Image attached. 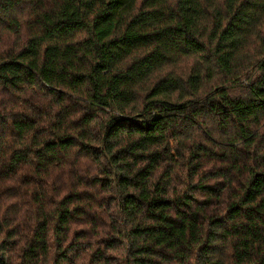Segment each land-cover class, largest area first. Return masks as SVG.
Listing matches in <instances>:
<instances>
[{"label":"clouds","instance_id":"9594fccd","mask_svg":"<svg viewBox=\"0 0 264 264\" xmlns=\"http://www.w3.org/2000/svg\"><path fill=\"white\" fill-rule=\"evenodd\" d=\"M108 3L81 28L54 0H0V264H264V225L248 235L264 194L247 198L264 174V0H163L159 27L183 36L131 103L93 86L132 61L102 64L120 35H97ZM50 48L74 49L63 80L43 74Z\"/></svg>","mask_w":264,"mask_h":264},{"label":"trees","instance_id":"16d2710c","mask_svg":"<svg viewBox=\"0 0 264 264\" xmlns=\"http://www.w3.org/2000/svg\"><path fill=\"white\" fill-rule=\"evenodd\" d=\"M188 2L191 3V0ZM54 3L60 9L61 23L79 24L83 28L86 26L87 15L94 10L97 3L103 5L104 0H54ZM162 3L163 0H141L139 11L134 13L136 0H123V3L109 0L105 7L110 8L111 12L98 14V18L102 16L100 25L103 27V30L100 27L97 28L99 38H103L113 31L120 33L111 42L110 48L101 50L102 64L110 69L126 58L131 57L132 61L125 74L113 76L111 81L106 84H101L94 79L93 86L97 89V97L100 95L101 88H105L107 90L105 100L115 98L121 103H131L134 99L131 89L161 65L164 62V57H170L177 51V42L183 36V29L159 27L168 24L175 18L162 8L157 7ZM257 10L264 9L257 7ZM188 13L196 15L194 9H188ZM127 16H131V19H128ZM45 20L51 22L49 17H45ZM48 35L55 38L54 31L49 32ZM226 35L228 33L222 34V36ZM73 53L74 49L71 48L66 49L63 54L57 48L46 49L43 55L45 78L53 81L63 80L60 71L64 69L58 71L57 61L60 58L67 59ZM82 82L75 80L71 82L70 86L78 87ZM262 194H264V174H257L249 186L247 198L254 201ZM261 204H264V200L261 201ZM250 218L253 225L249 229L248 235L253 239H259L260 225H257L255 221L259 220L260 224L264 225V215L250 213Z\"/></svg>","mask_w":264,"mask_h":264}]
</instances>
